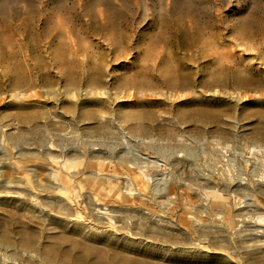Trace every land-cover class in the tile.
Here are the masks:
<instances>
[{
  "label": "rangeland",
  "instance_id": "374dc122",
  "mask_svg": "<svg viewBox=\"0 0 264 264\" xmlns=\"http://www.w3.org/2000/svg\"><path fill=\"white\" fill-rule=\"evenodd\" d=\"M181 1L0 0V264H264V0Z\"/></svg>",
  "mask_w": 264,
  "mask_h": 264
},
{
  "label": "bare ground",
  "instance_id": "6f19581e",
  "mask_svg": "<svg viewBox=\"0 0 264 264\" xmlns=\"http://www.w3.org/2000/svg\"><path fill=\"white\" fill-rule=\"evenodd\" d=\"M101 2V1H100ZM105 2V0H104ZM174 2V0H173ZM180 2H183L180 0ZM230 2L232 3V7L234 8H238L240 7L239 5L241 4L239 0H230ZM103 3V2H102ZM106 3V2H105ZM164 3V1H163ZM169 3V0H167V4ZM104 4V3H103ZM182 4V3H181ZM175 5V4H174ZM105 6V5H104ZM176 6H178L176 4ZM183 6V5H182ZM106 7V6H105ZM170 7V6H169ZM177 8V7H176ZM183 7L179 8V10H181ZM111 9V7H110ZM233 10V9H232ZM233 12V11H232ZM118 13V12H116ZM115 14V13H114ZM116 15V14H115ZM100 92V91H99ZM103 93V92H102ZM95 95V94H94ZM104 123V122H103ZM34 132V130H33ZM32 132V133H33ZM30 133V131H26L24 132L23 135H30L32 134ZM22 135V136H23ZM19 139V138H17ZM21 141V140H20ZM23 148V147H22ZM21 149V148H20ZM23 150V149H22ZM21 152V151H20ZM23 153V152H22ZM18 154V153H17ZM22 155V154H21ZM8 163L9 162H4L0 165V168H5L8 166ZM10 166V164H9ZM88 173V172H87ZM1 175V174H0ZM91 177V176H90ZM93 179V178H92ZM164 182V181H163ZM121 197V196H120ZM26 200V199H25ZM30 200V199H29ZM75 201V200H74ZM29 203V202H28ZM36 203V201L34 202ZM24 204V203H23ZM24 208V207H23ZM29 209V208H28ZM27 209V210H28ZM97 209V208H95ZM29 211V210H28ZM114 211V210H113ZM36 213V212H35ZM103 212H101L100 210H97V212L95 213L97 216H101ZM107 218V217H106ZM62 222V221H61ZM109 223V222H108ZM72 230H75L77 231L78 234L80 235H84V236H87L89 233H93L92 230H89V229H85L84 227H81V226H72ZM95 231V230H94ZM92 237H94L95 239H102V240H105V239H108V236H95V234L93 233L91 235ZM38 240V239H37ZM250 240V239H249ZM113 241V240H112ZM264 241V240H263ZM114 243L120 245L122 248L126 249V250H129V251H133V252H137V253H141L147 257H152L153 259H164L166 257H168L169 254H167L166 252L164 251H158L156 250L155 248L153 247H146V246H142V245H139V244H136V243H132V242H126V243H120V242H117L116 240L113 241ZM134 242V241H133ZM37 243V242H36ZM250 244V243H249ZM254 247V246H253ZM258 247V246H257ZM34 248V246H33ZM7 249V248H6ZM38 254V253H37ZM42 254V253H41ZM40 255V254H39ZM8 257V256H7ZM39 259H40V256H38ZM46 257V256H45ZM186 256L183 255V254H179L178 256L176 257H170L171 259H183L185 258ZM9 258V257H8ZM150 258V259H152ZM45 260V263L46 264H59L49 258H43ZM9 262L11 264H15L14 263V259L12 258H9ZM169 260V259H168ZM191 260H194V262H197V261H200V263H203V264H222V259H220V257L216 254V253H212V252H205L204 254H200V255H194L192 256V259ZM174 261H179V260H174ZM181 261V260H180ZM179 261V262H180ZM192 262V261H191ZM176 263V262H175ZM17 264V263H16Z\"/></svg>",
  "mask_w": 264,
  "mask_h": 264
}]
</instances>
